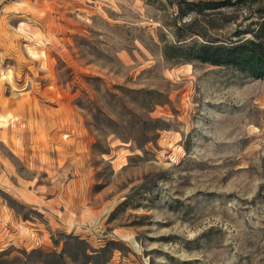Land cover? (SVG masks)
Returning <instances> with one entry per match:
<instances>
[{"label":"rangeland","instance_id":"374dc122","mask_svg":"<svg viewBox=\"0 0 264 264\" xmlns=\"http://www.w3.org/2000/svg\"><path fill=\"white\" fill-rule=\"evenodd\" d=\"M190 1L0 0V264H264V78L162 55L264 0Z\"/></svg>","mask_w":264,"mask_h":264},{"label":"trees","instance_id":"16d2710c","mask_svg":"<svg viewBox=\"0 0 264 264\" xmlns=\"http://www.w3.org/2000/svg\"><path fill=\"white\" fill-rule=\"evenodd\" d=\"M224 3L212 0L190 1L188 5L196 14L202 13L205 9H215ZM259 9L255 27L250 30L251 35L234 40L208 37L201 31L191 29L195 19L184 21L174 26V39L163 43L162 55L174 64L199 61L229 66L245 72L248 76L264 78V6H260Z\"/></svg>","mask_w":264,"mask_h":264}]
</instances>
